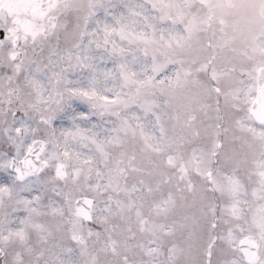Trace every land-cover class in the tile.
<instances>
[{
  "label": "snow or ice",
  "instance_id": "6c2138e0",
  "mask_svg": "<svg viewBox=\"0 0 264 264\" xmlns=\"http://www.w3.org/2000/svg\"><path fill=\"white\" fill-rule=\"evenodd\" d=\"M56 5L0 0V264H264V67Z\"/></svg>",
  "mask_w": 264,
  "mask_h": 264
},
{
  "label": "rangeland",
  "instance_id": "374dc122",
  "mask_svg": "<svg viewBox=\"0 0 264 264\" xmlns=\"http://www.w3.org/2000/svg\"><path fill=\"white\" fill-rule=\"evenodd\" d=\"M55 12L65 23L98 15L134 26L159 56L208 59L213 51L218 69L235 70L231 79L264 66V0H69ZM208 13L216 15L214 29Z\"/></svg>",
  "mask_w": 264,
  "mask_h": 264
}]
</instances>
